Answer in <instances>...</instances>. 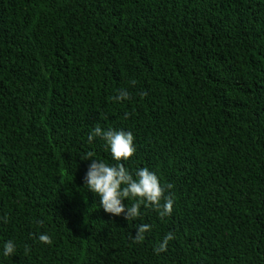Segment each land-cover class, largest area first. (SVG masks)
Returning <instances> with one entry per match:
<instances>
[{"label":"trees","instance_id":"16d2710c","mask_svg":"<svg viewBox=\"0 0 264 264\" xmlns=\"http://www.w3.org/2000/svg\"><path fill=\"white\" fill-rule=\"evenodd\" d=\"M93 159L171 183V215L106 213ZM0 264H264V0H0Z\"/></svg>","mask_w":264,"mask_h":264},{"label":"clouds","instance_id":"9594fccd","mask_svg":"<svg viewBox=\"0 0 264 264\" xmlns=\"http://www.w3.org/2000/svg\"><path fill=\"white\" fill-rule=\"evenodd\" d=\"M135 85L136 81L129 82ZM141 96L147 95L141 92ZM130 94L126 89H121L118 94L112 97L114 101L120 102L130 99ZM129 113H124V119L129 117ZM94 137H100L106 142V147L115 161H126L132 157L136 151L134 146V136L130 131L108 129L103 130L99 125L89 133L88 140L92 142ZM92 152L86 153L81 159L93 157ZM84 183L90 191L100 198V206L106 213L113 216L123 214L126 220H134L141 217V205L145 208L154 209L159 217L163 219L171 215L173 211L174 199L169 189L173 188L171 183L161 184L159 177L147 167L138 168L135 173H131L122 163L108 165L103 161L93 159L89 164L84 176ZM132 197L136 200L131 206H125L122 201ZM3 222L7 223V216L3 217ZM43 224V221H37ZM151 230V225L147 223L139 224L136 227L135 236L131 239L134 243L142 242L145 239V233ZM174 239V234L167 233L162 241L153 251L157 254L167 250V244ZM38 240L44 244L51 245L52 238L48 234L41 233ZM25 253L29 251L25 246ZM16 252V245L12 240H7L3 245V255L11 257Z\"/></svg>","mask_w":264,"mask_h":264}]
</instances>
